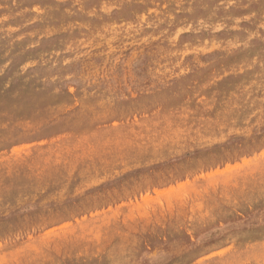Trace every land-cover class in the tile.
<instances>
[{"label": "rangeland", "instance_id": "obj_1", "mask_svg": "<svg viewBox=\"0 0 264 264\" xmlns=\"http://www.w3.org/2000/svg\"><path fill=\"white\" fill-rule=\"evenodd\" d=\"M0 264H264V0H0Z\"/></svg>", "mask_w": 264, "mask_h": 264}]
</instances>
